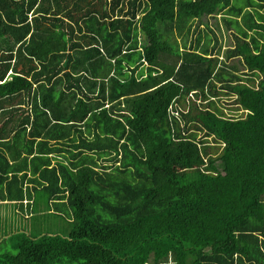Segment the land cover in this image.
<instances>
[{
	"label": "trees",
	"instance_id": "1",
	"mask_svg": "<svg viewBox=\"0 0 264 264\" xmlns=\"http://www.w3.org/2000/svg\"><path fill=\"white\" fill-rule=\"evenodd\" d=\"M0 201L12 264H264V0H0Z\"/></svg>",
	"mask_w": 264,
	"mask_h": 264
},
{
	"label": "rangeland",
	"instance_id": "2",
	"mask_svg": "<svg viewBox=\"0 0 264 264\" xmlns=\"http://www.w3.org/2000/svg\"><path fill=\"white\" fill-rule=\"evenodd\" d=\"M233 3L235 5H245L246 0H233ZM251 9L254 10V8H251ZM223 20H224V16H221V15H218V17L211 16V17H207L206 19L204 18L201 25L198 27V29L197 27L195 28L196 25L192 27L193 33L191 34V41L192 43H194L198 35V32L200 31L201 28L203 27L207 28V25H209V27H212L213 33L209 31V36L207 37V39H210L212 41L210 44V47H213V45L216 42V38L219 40V44L214 50V53L222 56L220 59H223V57L225 56L224 51L229 47V44L231 43L233 44L234 42L233 36L230 35L229 31H227L225 28L226 24H225V21ZM198 24L199 23H197V26ZM218 25H225L224 30L222 31V27L221 29H219ZM234 30L237 32V29L234 28ZM203 34H204V39H205L206 38L205 30L203 31ZM219 94L220 95L216 97V100L214 101L216 102L217 105L221 107V109L226 115L232 116L240 112L238 109L239 108L238 105L234 103L232 98H229L230 97L229 95H223L221 94V92H219ZM178 102L179 103H177L176 106H177L178 111H181L182 108L188 110L191 104H195V102L199 106L205 108L208 106L209 100H206L205 97L201 94L192 92L184 96V98H181V100H179ZM61 159L62 161L65 160L64 158H61ZM3 203L4 202L0 204V225H1V222L4 220L2 219L4 214L6 213L5 215L7 217L9 216V212H11V213L16 214V219H14L16 222V225L14 226H16L18 229H21L24 226V228H26V230L28 231L33 230L35 228L37 229V232L49 230L53 217H51L52 210L50 209V207L48 209L47 204H45V202L39 201L37 205H33L32 203V206L30 207V209L27 208L28 206L27 202H25L23 208L20 206V204H8V203L3 204ZM5 245H6L5 242L0 239V247H3ZM64 264H69V263L65 262Z\"/></svg>",
	"mask_w": 264,
	"mask_h": 264
},
{
	"label": "crops",
	"instance_id": "3",
	"mask_svg": "<svg viewBox=\"0 0 264 264\" xmlns=\"http://www.w3.org/2000/svg\"><path fill=\"white\" fill-rule=\"evenodd\" d=\"M2 202H4V203H8V204H13V203H11V202H9V201H0V204H2ZM3 203V204H4ZM10 213V212H9ZM6 214V213H5ZM4 214V215H5ZM11 216L13 217V220L11 221V222H14V225H16V222H15V220L14 219H16V214L15 213H11ZM15 217V218H14ZM5 221V220H4ZM17 228V227H16ZM0 232H1V234H0V239L1 240H3V235H4V231L3 230H0ZM7 235L5 234V237H6ZM0 264H12V263H10V262H8V261H6V260H0Z\"/></svg>",
	"mask_w": 264,
	"mask_h": 264
},
{
	"label": "bare ground",
	"instance_id": "4",
	"mask_svg": "<svg viewBox=\"0 0 264 264\" xmlns=\"http://www.w3.org/2000/svg\"><path fill=\"white\" fill-rule=\"evenodd\" d=\"M86 69V68H85ZM96 72V71H95Z\"/></svg>",
	"mask_w": 264,
	"mask_h": 264
}]
</instances>
